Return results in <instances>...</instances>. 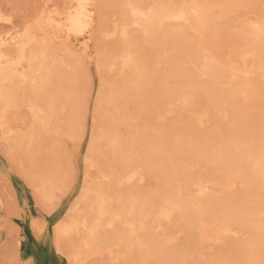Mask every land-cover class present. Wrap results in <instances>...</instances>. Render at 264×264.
Listing matches in <instances>:
<instances>
[{"label": "bare ground", "instance_id": "bare-ground-1", "mask_svg": "<svg viewBox=\"0 0 264 264\" xmlns=\"http://www.w3.org/2000/svg\"><path fill=\"white\" fill-rule=\"evenodd\" d=\"M41 2L43 3V7L36 15L35 22L30 26H26L29 27L27 36L23 35L25 27L21 30L18 29L19 27L13 24L11 16L5 13L0 5V16L11 18L12 21L11 24H8L5 23L4 20H0V27L6 26L7 28V30H0V57H4L0 59V140L8 145L11 154L17 155L16 152H20L23 154L22 156L26 158V161L28 157L29 161H31L32 157L35 158L34 155L39 151L41 154L42 143H40V141L44 135H59V133L66 131L70 127V124H68V127L66 124L59 127L57 125L53 126V124L56 123V121L53 123V118L59 113L70 116L75 111L74 105L76 106L77 104H75L74 88L78 81V71L81 68L83 69V67L80 66L82 64V62L80 64L81 60L78 61V59L81 58V54L79 55L80 58L76 56L78 55L77 51H81L82 54L88 53L89 49H91L90 41L96 31H98L100 38L104 40L108 38L121 39L118 45L111 47L112 49L104 47L97 49L100 53V57H98V67L102 69V71L103 69L115 71L119 67L118 69H120L121 72H128L131 75L130 77L125 76L126 78L122 79L121 83L117 81V84H119L117 85L115 83L116 86H113L115 88L111 87L112 89H110L112 91L109 90L110 92L106 89V81L104 79L100 81V89H98L99 91L95 104L97 114L94 119L92 136L86 155L88 170L98 164L96 162L98 159L95 160V155H97V145L100 143L99 141H102L101 138L106 140L107 146L109 147V149L106 150L103 149L104 147L101 149L104 151L112 149V155L115 153H113V149L119 153H127L123 152V147L125 146L124 144L131 139L130 133L121 135L117 129L115 130L113 127V130H99L96 124L97 122L100 123L99 119L101 117L99 116V112H102L100 111L102 103H108L110 107L113 105L112 107L115 106L114 108H116H112L114 109L113 111L116 110L120 112L123 107V104L121 105L123 102L120 103L121 100L139 98V96H141L139 94L146 92V88H149V82L152 83L153 76L149 79L151 76L150 66L152 65H149L148 62L149 57L148 54H146L148 52L144 53V49L141 50L142 44H139L138 37L135 36V34H133L134 36L131 34L134 26L140 28L143 38L142 42H144V40L148 41L149 38H154V41L151 40L152 42H149L152 47L156 44V48L163 45L162 51H160V48L156 49L158 50L157 62H154L156 65L164 64L165 62L167 64V62L170 63L171 61L175 63L177 60L174 61L175 58L172 56L171 52L177 49H187L188 47L183 48L186 41L197 40L196 43L199 49L198 53L194 56L195 67L193 72L183 73L181 70L178 73L176 72V74H178V83L175 86H170L167 83L169 86H167L165 92L160 96L161 99L155 101V103H157L155 112L157 113L158 111V113L161 112V114H154L152 112V120H164L166 117L165 115L173 110L176 102L183 107L193 103L196 94L200 90L210 92L214 95L215 91H217L220 86L222 89V85L220 84L223 83L221 80L223 78H227L229 84L228 87L225 86L227 89H222L223 91L220 93L219 97L220 100L217 103L221 105L219 109L222 111L221 114L223 113L224 115L221 116L228 117L229 109L231 106L237 107L235 103L238 100H240L239 103H242L240 105L244 107L243 105H245L249 98L250 100L252 99V85L248 83L246 79L244 81L240 79L245 77L248 78L250 75H255L259 71H264V33L257 27L258 25H264V19H253L254 21L251 20L247 23L245 28L246 36H244L243 39H246V44L244 45L243 40V47L239 50V55L247 57L252 54V60L249 57V62H252L250 67L246 64L247 67L245 66V68L241 69L235 61L230 60V62H225L217 59L214 53L211 52L212 49L210 50L207 45H205L204 41L208 34V29L218 22L217 19H219V22L220 19H225L226 15L224 14L228 7H222L205 0H120V3H118V12L125 17L123 18L124 21H115L109 25L104 16L105 14H103V6H105L103 4L105 2L102 3L101 0H65V5L61 9L53 8L51 0H41ZM81 4L87 5L82 21L85 27L84 31L80 35H77L75 31L69 32V28L71 27L69 18L70 15H76L77 9ZM217 6L218 8L222 7V10L219 11V15H222V18H217L218 16L214 14ZM8 33H12V35L9 36ZM164 38L169 42L172 41L174 44L173 48L165 49ZM139 39H141V37ZM23 44H27V48L24 50L25 59L21 60V49L18 48L17 45ZM242 44L240 43V45ZM72 47H77V51H74ZM237 48L239 49V47ZM191 50H193L192 47H189L188 51ZM154 56L151 61H154ZM233 59H235L234 56ZM155 67L158 68V66ZM160 67H162V65ZM163 67L165 68V66ZM169 68H171V66ZM166 69H168L167 65ZM199 75H202V79L207 78V81L205 80L206 82L199 83L197 80ZM122 76L124 77L123 74ZM84 81L87 82L85 78ZM156 83H158V81ZM151 86L152 85H150V87ZM148 88V91L151 90ZM151 88L154 89V87ZM150 92L151 91H149V94L151 95L152 92ZM149 94L144 93L145 100L150 101L152 104L154 101ZM83 103L81 102V104ZM158 103L160 105H158ZM172 105L174 107L171 108ZM20 106H27L30 113V122L27 123L26 130L23 132H19L18 129L15 128L14 125L17 119L11 116L12 109H18ZM104 106L107 108V104ZM214 106L210 107L213 108ZM242 107L238 106L236 113L234 112V115L236 114L234 116V122L245 112ZM170 108L172 110H170ZM219 109L218 107L217 110L214 108V113L219 112ZM107 111L106 113L108 116ZM211 113H213V111ZM103 115L105 114H102V116ZM156 115L160 116L157 118ZM217 115L220 116L219 113H217ZM117 116L118 114L115 115L114 112L112 122L118 123L120 121ZM189 116H192L197 122V125H201L205 122L206 118L209 117V111H207L206 108H194L191 114L189 113ZM133 118V116L126 118L125 124L127 127L133 125V121H130V119L133 120ZM206 123L207 122H205V124ZM104 127L105 126H103V129ZM199 127H202V125ZM148 128L150 127L148 126L146 130H148ZM233 129H235V127ZM230 131L233 132V130ZM177 133L178 136L173 137L174 140H172V142L171 134L167 132L166 134L164 133L165 143L167 145L172 143L171 147H174V145H186L191 154H195L200 158V152L203 151L205 160L211 165H216L217 169L219 167L218 170L223 175L221 180L218 181L212 177L202 178L194 174L193 176L186 175L187 177L184 176L185 178H183V180H179V172L183 170V163H180V160L172 157L168 153V150L163 149L160 153L157 147L159 142L153 143L154 139L151 141V136L155 134L148 133L144 150L146 151L145 153L158 158L159 164L157 165L159 167V172L163 173L161 177L165 180L163 182L164 185L157 191V195H155L154 199L152 197L142 199L132 192L119 190L120 185L122 187H127V184L122 185L123 182L129 185V183L141 181L145 177L142 171H138V165V168H135L136 166L131 160L132 158L123 160L121 170L119 169L116 171V168H114L115 171L112 174L105 172L101 168V165L99 166L100 169L103 170L99 171L101 172V177L99 178L101 182L106 181V186H111V188H113L114 184L119 185V188L114 190L115 194L113 196L109 193L111 189L108 190L104 186H96L97 184L92 182L93 179H91L88 172L87 184L84 182L82 193L77 202L73 204L72 214H69L63 222L61 221L54 228L57 242L56 249L59 254H62L67 259L68 264L70 261L71 264H78V262L79 264H86L89 259L92 260L102 254L108 255L112 264L118 261L122 262V260H127L128 258L132 260L128 264H139V260L143 263V260L147 261L156 255L158 247L152 245V240L151 244L149 240L142 239L139 231H147L146 235L150 237L154 231L153 229L159 228L164 222L172 220V217L175 215L178 216L177 219L179 218V221H182L183 226H186L188 230H192L196 225L195 228H197V230H193V232H195L191 233L193 237L192 240L195 239V236L200 240H205L212 236L216 241H220L223 236H227L233 232V229L229 225V221L232 219L229 220L227 218L235 217L234 219L240 218L242 222H254L258 231V237L264 241V222H262V218H264V196L262 199L253 200V197H250L251 192L250 195L247 192L236 196H233V194L232 196L230 194V196L220 195L233 189L236 185V178H240L244 186L250 183V185H252L254 181L251 179L252 176L257 179L259 183L264 184V131L259 132L258 140L260 144L258 143V146L255 148L254 145H249L251 141H254L253 144L257 141L256 139H252L254 137H251V141L248 140V142L242 139L239 141L236 140V137L239 139L238 136L241 134L240 132L237 133L239 134L238 136H233V138L235 137V142H217L218 145L215 147L203 142V150L201 149V140L198 141L197 139L192 141L188 139V137L186 138L184 136L185 133L183 134L181 130H178ZM203 139H205V137ZM218 139L219 138H217V140ZM53 140L54 139H52L53 143L50 149L55 152L56 150L54 148L56 144ZM210 147L213 149L209 150ZM127 154H129V152ZM26 155H28V157ZM187 161H184V170L188 164H185ZM33 163L35 164V161ZM21 165L25 172H32V164L25 166L23 162ZM50 165L51 166L48 167L47 170L43 171L39 169L40 172H36L37 175H34V173L32 176L35 178L32 180L38 179L37 183L34 182V186L42 194V199L46 198L52 203V199L55 198L56 193L62 191L61 183L65 176L61 172L62 166L57 165L56 162L53 164V161ZM149 166L150 163L148 167ZM111 167L113 168V166ZM104 169L106 168L104 167ZM144 169L147 173L150 170L147 167H144L143 170ZM99 172H97V174ZM29 175L31 176V174ZM190 187H194L196 193L193 192L194 194H192L189 189ZM212 191H215V193ZM217 192L220 193L219 196ZM146 193L147 192H145V194ZM254 194L255 192H253V195ZM239 214H244L245 218L237 216ZM169 231L172 232V230ZM197 239L195 241H198ZM169 240H173V238ZM251 241H253L252 238ZM66 246L69 250L66 249ZM242 247L243 248H240L239 252L243 256L241 261H243L244 264H264L258 246V248H256L252 242H248ZM184 253V249L177 248L170 250L165 255L167 260L164 264H186L184 261ZM223 255H221V257L224 258ZM260 260H262V262ZM219 262H222V260Z\"/></svg>", "mask_w": 264, "mask_h": 264}, {"label": "rangeland", "instance_id": "rangeland-1", "mask_svg": "<svg viewBox=\"0 0 264 264\" xmlns=\"http://www.w3.org/2000/svg\"><path fill=\"white\" fill-rule=\"evenodd\" d=\"M119 1L120 0H105V1L101 0L102 3L105 2L103 4L105 5L103 6V14H105L104 16L106 20L108 21L109 25H111V23L115 21H118V22L120 20L124 21L123 18L125 17L118 12L119 11L118 3H120ZM148 1H153V0H148ZM189 1H193V0H189ZM205 1L218 4L222 7H228V9L225 11V14H224L226 15L225 19L223 20L220 19V22H219V19H217L218 22H216L214 26L208 29V34L205 37V41H204L205 45H207V47L210 50L212 49L211 52L214 53V56H216L217 59H220L225 62H230V60L235 61V63L238 64L239 68L241 69L245 68V66L247 67L246 64H248V67H250L252 65V62L250 63L249 61L250 59L252 60V57H253L252 54L248 55L247 57H242L239 55V52H240L239 50L242 49L243 47V44H242L243 40H244L243 41L244 45L246 44V41H245L246 39H243V37L246 36L245 28H246L247 23H249L251 20L254 21L258 19L259 20L264 19V0H236V2L235 0H210V1L205 0ZM51 4L53 8L61 9L65 5V0H51ZM0 5L2 9L5 11V13L11 16L13 20V24L15 26H18L19 28L18 27L17 28L20 30L23 29V27L32 25L35 22L36 15L43 7V3L41 2V0H0ZM222 7L218 8L217 6V9H215L214 11V14L218 16L217 18L219 17L222 18V15H219V11L222 10ZM135 28L136 26H134V29H132L131 34L132 35L135 34V36L138 37L139 44L140 45L142 44L141 50L144 49L143 50L144 53L148 52L146 53L148 54V57H149L148 62H149V65H152L150 66L151 76L149 78L151 79V77L153 76L152 83L149 82L150 83L149 88L147 87L148 89H151L149 91L152 92L151 94L152 96L149 94V91L147 90V88L145 90L146 92L144 93L145 94L148 93L154 102H152L151 104L150 101H146L144 93L142 94L140 93L139 95L141 96H139V98L137 99L121 100L120 103L123 102L121 103V105L123 104L122 105L123 107H122V110H120V112L116 110L113 111L114 109H116L114 108L115 106L112 107L113 106L112 105L110 107V104L108 106V103L104 102L102 103L101 110H100L102 112H99V116L101 117L100 119L102 120L99 119L100 123L97 122L96 124L99 127V130H113L114 128L115 130L117 129V131L121 135H124L125 133H130L131 139H129L124 144L125 146L123 147V152H127V153L129 152L130 155L127 153H119L114 149H113V153L114 152L115 153L113 155L111 154L112 149L104 151L106 149H109V147L107 146L106 140L101 138L102 141H99L100 143L97 145V155H95V160L98 159V161L100 162L96 160V162L98 163L97 166L91 168L90 170H88L87 164L85 163L90 139L92 136L94 119L97 114L96 113L97 110L95 109V104L97 101V96H98L97 94L99 91L98 89H100L99 88L100 83H101L100 81L104 79L106 81V89L108 91L109 90L112 91L111 89L115 88L113 86L114 85L116 86L117 81L121 83L122 79L126 77H130L131 75L128 72H127L128 74L126 72H121L120 69H118L119 67L115 71H109V69L108 70L103 69L102 71V69L98 67V61H99L98 57H100L99 56L100 53L97 49L99 48L101 49L103 47L107 49L109 48L112 49L111 47L118 45L121 40L120 38H113V39L108 38L105 40L101 39L98 31H96V33L93 35L90 41L91 49H89L88 53L82 54L81 51L80 52L79 50L77 51L78 49L77 47H72L74 51L78 52V55L76 56L79 57V55L81 54L80 56L81 58L79 57L80 59L78 58L77 59L78 61L81 60L80 64L81 62L83 64V65L82 64L80 65L83 67V69L81 68L78 71V75H79L78 81L76 82L77 84L75 85V88H74L75 104H77L76 105L77 107L74 105L75 111L70 116L69 115L66 116L64 113H59L53 118V123L54 121H56V123H54L53 126L57 125L59 127V126L66 124L68 127L69 126L68 124H70L71 128L69 127L66 131L59 133V135L58 134L44 135L40 141V143H42L41 144V150H42L41 154H40V151L37 152L34 155L36 159L32 157L31 161H29L28 155H26L28 157L26 161V158L22 156L23 154H21L20 152H16L17 155L11 154L9 152L8 145L3 141L1 142L0 140V230H1L0 231V264H13V261H20V264H29L28 261L30 262V264H68L67 259L62 254H59L56 249L57 242L55 238L56 236L54 234L55 232L54 228L58 223H60L61 221L63 222V220H65L69 216V214H72L71 211H72L73 204L77 202L80 194L82 193L86 172L87 173L89 172L91 179H93L92 182L96 183L97 184L96 186H101V187L104 186L108 190L111 189L109 190V193L113 196L115 194L114 190L115 189L117 190L119 188L118 187L119 185L114 184L113 188H111V186H108L109 187L108 188L106 186V181H102V182L100 181L99 178L101 177V172L99 171L104 170L105 172L112 174L114 173L115 170L116 171H118L119 169L121 170V166H123V163H122L123 160L127 158L129 159L132 158L131 160L136 166L135 168L139 167L138 171L139 170L142 171L143 174H145L144 175L145 177L143 180L136 181L134 183H129V185L128 183L123 182L122 185L127 184L128 188L125 186L122 187L120 185L119 190H122V191L124 190V192H127V191L132 192L133 194H135L136 196H139L142 199H147L151 197L154 199L155 195H157V191H159L162 185H164L163 182L165 180L163 177H161L163 176V173L159 172V167L157 165L159 164L158 158L152 156L151 154L145 153L146 151L144 149H145L146 140L148 138L146 137L148 133L155 134L154 136H151L152 138L151 141L154 139L153 143L159 142L157 144V147L160 153L162 152L163 149L168 150V153L172 157L176 158L177 160H180L179 162L183 164H184V161L188 160L187 162H185V164L188 163L187 166L185 167V170H184V165L182 164L183 170L179 172V176L182 179L178 177L179 180H183V178H185L184 176L186 175L193 176L194 174L202 178L212 177L213 179L215 178L216 180L220 181L223 175L218 170L219 167L217 169L216 165H211L209 162L205 160V158L203 157V151L200 152V156H201L200 158L196 156L195 154H191L190 150L188 149V147H186V145H174V147H171L172 143H170V145H167L165 143V138H164L166 132L171 134V142H172V140H174L173 137L178 136L177 131L181 130L183 134L185 133L184 136L186 138L188 137V139L192 141H195L197 139L198 141L201 140L200 141L201 149H202L203 142L204 143L206 142L208 143V145H212L215 147L218 145L219 142H231V141L235 142L236 140L239 141L241 139L248 142V140L251 141V137H254L252 139L253 140L256 139L257 141H255L254 144H253L254 141H251V143H249L250 146L254 145V148H255L258 146V143L260 144L258 140L259 138L258 134L260 131H264V71H259L257 74L250 75L248 78L245 77L243 79H240L241 81H244L246 79L247 82L252 85L251 91L253 92L251 93L252 99L250 100L249 98V100L245 103V105H243L244 107L240 105L242 104V103H239L240 100H238L235 103L237 107L240 106L245 110V112H243L242 115L238 117V120L236 122H234V116L236 115V114L234 115V112L236 113L237 107L231 106V108L229 109V116L222 117L221 115H223V113L221 114L222 111L219 109L221 105L217 103L220 100L219 98L220 93H222V91L227 89L226 87H228L229 80L227 78L221 79L223 83H221L220 85H222L223 90L221 89V86H220V88L217 91H215L214 95H212L210 92L200 90L196 94V97L194 98V102L191 104H187L186 105L187 107L186 106L183 107L182 105L180 106V104L179 103L177 104L176 102L174 104L175 107L173 105L171 106V108L174 107L173 110L170 108V110L172 111L168 112L165 115L166 117L164 116L165 118L163 117L164 120L162 119H160V121L158 119L157 121L155 119L152 120L151 119L152 114L156 113L155 111H156L157 103H155V101H158L159 99H161L160 96H162V94L165 92V89H167V86L169 85L175 86L178 83L177 82L178 74H176V72L178 73L180 70L183 73L193 72L194 67H195L194 56L195 54L198 53L199 49L196 43L197 40L196 41L194 40L186 41V44L183 46V48L192 47V49L195 51L193 50L188 51V48L179 49V50L177 49L176 50L177 52L174 50L171 52V54L175 58V59L173 58L174 61L175 60L177 61H175V63L174 62L172 63L171 61L170 63L167 62V64L166 62L164 64H159L160 66L162 65V67H160L159 65H156L154 62H157L156 60H157L158 50L156 49L160 48V51H162L163 45H161V47L156 48V45H157L156 44L155 46L152 47L149 44V42L154 41L155 40L154 38H153L154 40L152 38H149L148 41L144 40V42H142L143 38L141 36L140 28L139 27L136 29ZM0 30L2 31L7 30V28L6 26H1ZM139 36L141 37V39H139L140 38ZM164 42H165L164 47L166 50L173 48L174 44L172 43V41L169 42L165 40L164 38ZM240 43L242 45H240ZM237 47H239V49ZM153 56L155 57L153 58L154 61H151ZM233 56L235 57V59H233ZM166 65L168 69H166ZM155 66H158V68H156ZM163 66H165V68ZM170 66L171 68H169ZM155 68L156 70L158 69L159 71L157 70L156 72ZM122 74L124 75V77L122 76ZM84 78L85 80H87V82L84 81ZM200 78L202 79V75L198 76L197 80L199 83H203L207 81L206 80L207 78H203L202 79L203 81ZM157 81L158 83H156ZM150 85H152L151 87H154V89H152ZM81 102L82 103L84 102V103L81 104ZM106 104H107V108L106 106H104ZM158 105L160 104L158 103ZM78 106L80 107V109ZM210 106L211 107L214 106V107L211 108ZM217 107L220 110L219 112H217L220 114V116L217 115L216 112L214 113L215 111L214 108H216L217 110ZM194 108H200V109L206 108V110L209 111V117L206 118L205 120V122L207 123L205 124L204 122L203 123L204 125L201 124L202 127H199L201 125L199 124L197 125L196 124L197 122L192 118V116L191 117L189 116V113L191 114V111ZM105 110L106 111L108 110L107 111L108 116ZM110 111H111V114L113 115H114V112H115V115L118 114L117 118L120 119L118 123L112 122L113 115L110 114ZM212 111L213 113H211ZM102 114H105V115L102 116ZM156 114H161V112L158 113L157 111ZM11 116L17 119L14 126L15 128L18 129L19 132L21 131L23 132L24 130H26L27 123L30 122L29 120L30 113H29V109L27 108V106H20L18 109L17 108L12 109ZM129 116L134 117L133 120L130 119V121H133V123L131 122L133 124L131 125V127H127L125 124V120H127L126 118H128ZM159 116L160 115H156L157 118ZM218 119L221 121H219ZM210 121H213V122H210ZM230 125H232L233 127ZM103 126H105L106 128L104 127L103 129ZM148 126L150 128L146 130ZM234 127L235 129H233ZM228 128L230 130H233V132L236 134H234ZM240 132L242 135L237 134ZM234 135L235 137L239 135L238 136L239 139H237L236 137V140H235V137L233 138ZM204 137L206 140L203 139ZM217 138L219 139L217 140ZM52 139H54L53 141L56 144L54 148L56 150L55 152H53L50 149L53 143ZM44 145H45V148H44ZM101 148H103L104 150ZM212 149H213L212 147L209 148V150H212ZM110 155H112L113 158ZM120 155L123 156L124 158L121 157ZM33 160L35 161V164L33 163L34 162ZM142 160H145V161H142ZM52 161H53V164L56 162L57 165L62 166L61 172L64 174L65 178L63 179L61 183L62 191H59L56 193L55 195L56 199L53 198L54 200L52 199V203L51 201L47 200L48 204L47 206H45L44 203L42 202V199L41 200L37 199V189L34 186L35 185L34 182L37 183L38 179L36 178V180H32L35 178V177L33 178L32 175L34 173H35L34 175H37L36 172H40L39 169L43 171L47 170L48 167L51 166L50 164L52 163ZM23 162L25 166H29V164L30 165L32 164L31 173L25 172L23 170V167L21 165V163ZM70 162H74L75 164L76 177L71 183V186L67 187V190H65L67 174H68V166ZM59 163H62V164H59ZM149 163H150V166L148 167ZM100 165L103 170L100 169L99 167ZM111 166H113V168ZM104 167L106 169H104ZM144 167L145 168L147 167L150 169L148 171L149 174L145 171V169L143 170ZM114 168L116 169L114 170ZM97 172L99 173L97 174ZM28 173L31 174V176ZM251 179L252 181L254 180L252 182V185H250L251 184L250 183L244 186L242 184V180L240 178H236V185L233 187V189L229 190L226 193L224 192L223 194H220L217 192L218 193L217 195L219 196L220 194L224 196H230V195L232 196L233 194V196H236L242 193L245 194L244 192H247L250 195V192H251L250 197H253V200L262 199V197L264 196L263 194L264 184L259 183V181L253 178V176L251 177ZM157 186L160 188H158ZM145 188L146 189L148 188L149 190L148 189L146 190ZM189 189L191 190L190 192L192 194L196 193V189L194 187L192 188L190 187ZM145 192L147 193L145 194ZM212 192L215 193V191H212ZM253 192H255L254 194L255 196L253 195ZM225 216H228V215H225ZM237 216H240L241 218H245L244 214L243 215L239 214ZM177 217L178 216L175 215L174 217H172V220L166 221L162 225H160L159 228L153 229L154 231L153 230L152 231L154 232V234L152 231H149V232H152V235L150 237H147L146 235L147 231H144V230L139 231L142 239L149 240L150 243L152 240L153 244L152 243L151 244L153 246L156 245L158 247V249L156 250L155 256L151 257L147 261L143 260V263L141 260H139L140 263L142 264H146V263L147 264H155V263L164 264L165 261L167 260L165 255L170 250H174L178 248V249H184L185 251L184 261L186 262V264H194V263L231 264L233 260L234 261L232 262V264H237V263L244 264V262L241 261L243 256L240 254L239 251H240V248H243L242 246L247 244L248 242H252V244L256 248L259 247L258 250L261 254L260 255L261 259L264 261V247H263L264 241L258 237V234H257L258 231L256 229L254 222H250V223H248L249 221L242 222L240 218L234 219L235 217L227 218L229 220L232 219L229 221L230 223L229 225L233 229V232H231L227 236H223L220 241H216L214 237L212 236L210 237L211 239L208 238L205 240H200L199 238L197 239V237L195 236L194 237L195 239L192 240L193 237L191 236V233L193 232V230H197V228H195L196 225L192 230H188L186 226H183L182 221H179V218L177 219ZM262 222H264V218H262ZM169 230H172V232ZM170 238H173V240H169ZM251 238L253 241H251ZM196 239L198 241H195ZM66 249H68V247ZM221 255H223L224 258L221 257ZM89 260H88V263L86 264H110V263L112 264V261H110L109 256L106 254L98 255L96 258L90 261ZM220 260H222V262H219ZM262 260L260 261L262 262ZM130 261L132 260H129L128 258L127 260H122L123 263L121 261H118L117 263H114V264H128Z\"/></svg>", "mask_w": 264, "mask_h": 264}, {"label": "snow or ice", "instance_id": "snow-or-ice-1", "mask_svg": "<svg viewBox=\"0 0 264 264\" xmlns=\"http://www.w3.org/2000/svg\"><path fill=\"white\" fill-rule=\"evenodd\" d=\"M86 8H87V5L81 4L79 6V8L77 9L76 15L75 16L70 15V18H69V23L71 24V27L69 28L70 33L75 31L77 35H80L84 31L85 25L82 21L84 18V11ZM0 20H4V22L8 23V24L12 23L11 18H5L3 16H0ZM257 27L260 29V31L262 33H264V25H258ZM28 33H29V27H25L23 35L27 36ZM8 35L11 36L12 33H8ZM17 47L21 49L20 59L21 60L25 59L24 50L27 48V44L17 45ZM3 58L4 57H0V59H3ZM85 163L87 164L88 161L86 160ZM75 177H76L75 164H74V162H70L69 166H68V174H67V181H66V189L65 190H67V187L71 186V183L73 182ZM87 179L88 178H87V172H86L85 173V183L86 184H87ZM37 199L38 200L42 199V194L40 193L39 190H37ZM42 202L44 203L45 206H47L48 201L46 198H43ZM13 264H20V261H13ZM29 264H30V262H29ZM69 264H71V261L69 262ZM78 264H79V262H78Z\"/></svg>", "mask_w": 264, "mask_h": 264}]
</instances>
